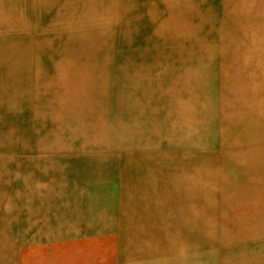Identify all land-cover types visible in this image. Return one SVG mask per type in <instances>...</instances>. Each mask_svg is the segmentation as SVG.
<instances>
[{"label": "bare ground", "instance_id": "bare-ground-1", "mask_svg": "<svg viewBox=\"0 0 264 264\" xmlns=\"http://www.w3.org/2000/svg\"><path fill=\"white\" fill-rule=\"evenodd\" d=\"M227 4L231 7L226 8ZM51 8H56L50 17L51 23L39 26L43 11ZM252 9H257L256 20L249 18ZM224 10L233 15L224 17ZM166 11L167 16L159 27L144 37L145 22L155 20L158 15L157 9L146 1L143 5L142 0H0V208L18 212L27 223L32 221L28 226H37L38 236L52 228L47 215L56 217L60 212L65 215L67 210L73 213L79 208L82 202L77 193H86L92 180L103 185L108 178L113 180L118 176L115 160L105 156V149L107 144L119 142L129 150L121 157L123 165L133 166L138 177L137 181L128 179L131 184L123 183L126 194L136 202H148L144 206L138 203L141 207L138 211L147 206L157 214L170 213L171 220L157 239L141 218L133 230L131 225L121 226L120 255L139 259L171 252L170 248L157 244L174 237L182 245L188 237L211 226L207 219L199 222L195 215L200 209L207 216L206 206H189L188 209L180 205L199 193L195 200H201L200 196L206 193L200 192L203 179L192 173L206 165L190 160L189 146L184 142L192 137L190 131L179 135L175 131L157 129V144L151 145V136L147 135L151 130H147V126L151 116L165 112L169 101L182 107L174 109L175 113L190 114L191 100L174 92L178 80L163 78L173 70L174 66H169L167 59L172 54L193 56L198 51L201 57L195 60L202 59L205 72L213 68L218 56L224 58L217 64L221 65V81L237 89L235 98L243 100L245 105L249 101L245 93L248 88L255 85V89L261 90L264 87V82L253 84L254 79L238 69L241 64L240 67L246 68L251 60L264 68V21L261 19L264 18V0H168ZM236 12L239 18L234 15ZM232 25L256 41L251 51L236 40ZM162 28H171L172 32L167 33ZM200 38L205 45L203 49L193 52L186 48L175 49L180 48L181 39L196 44ZM171 44L173 47L168 53L164 47ZM149 54L153 56L147 57ZM106 96L108 109L104 107ZM149 102L156 106L150 109ZM250 106H253L251 111L264 116V107L260 104ZM239 114L240 110L233 115ZM20 115L22 117L14 120ZM223 125L221 130L225 136L227 128L236 123ZM33 139L36 141L32 144ZM135 147L146 150L139 155L134 153ZM154 147L162 153L149 150ZM173 147L181 150L175 151L178 155L166 154ZM40 150L55 154L58 160L53 157L50 161L45 157L43 161L34 154ZM16 155L21 158L20 163L10 161ZM156 161L158 164H153ZM163 161L167 166H163ZM153 165L165 167L158 180L141 176ZM15 166L21 168L22 174L18 176L25 182L20 192L11 183ZM251 178L264 181V172L255 173ZM75 184L80 186L79 191L73 189ZM259 185L253 184L251 198L260 196H256L260 193ZM245 194L248 193L235 191L233 198L245 199ZM17 199L23 203L15 202ZM251 207L257 211V207ZM212 210L215 209L212 207ZM256 211L254 220L259 219ZM68 217L79 225V217ZM96 218L99 229L103 217ZM83 219L84 226H89L88 217ZM181 220L183 222L179 223ZM178 227L183 231L178 233ZM61 228L62 225H55L54 242L59 240ZM8 243L7 236L0 232V251L5 250Z\"/></svg>", "mask_w": 264, "mask_h": 264}, {"label": "rangeland", "instance_id": "rangeland-1", "mask_svg": "<svg viewBox=\"0 0 264 264\" xmlns=\"http://www.w3.org/2000/svg\"><path fill=\"white\" fill-rule=\"evenodd\" d=\"M145 1L154 10L157 9L158 14L155 20L145 22L144 37H147L149 33L154 32L159 27L161 20L167 16L166 5H168V0H142L143 5ZM225 7L230 8L231 4H227ZM55 10L56 8H51L48 12L43 11V16L38 25L41 27L49 25L51 23L50 17ZM228 11L223 14L224 17L227 14H232L231 11ZM143 12L146 10L143 9ZM234 15L239 18L237 12ZM187 17L191 23L189 15ZM249 18L253 20L258 18L257 9L250 11ZM261 19L264 21V18ZM162 29L163 31L166 30L167 33L172 32L171 28ZM231 31L236 40L247 51H251L257 44L256 41L252 40V37L244 36L236 25H232ZM201 40L203 38L196 40V44H192L186 42L187 39H181L178 42L180 48L176 47L175 49L181 51L186 48L192 52L199 50V48L203 49L205 45ZM172 47L171 44L164 48L169 53ZM148 51L154 52L153 50ZM194 53L193 56L174 54L168 56V65L174 67L173 70H169V73L163 76L168 81L178 80L176 85L174 84V92L178 93L180 97L183 96L191 100L189 104L190 114L175 113L174 109L182 107L172 105L169 101V106L166 107L165 112L151 116L147 126L149 127L147 130L149 129L151 132H148L147 135L151 136V145H156L157 129L168 133L175 131L179 135L181 132L185 134L190 131L192 137L184 142L189 146L188 150L192 156L190 160L202 161L206 165L192 172L197 173L198 177L203 179L201 181L203 190L200 188V192L206 193L200 196L201 200H195L199 193L194 195L188 203H180V205H185L188 209L189 206H206L207 216L200 209L195 212V215H198L199 222L207 219L211 228L206 226L207 230H201V233L188 237L182 245L174 237L169 242L157 244L170 248L171 252L163 251L153 257L139 259L129 257V255H120L118 238L121 226L131 225L133 230L134 224H138L139 218H141L144 224L150 226L148 231L153 233L157 239L160 238L158 234L165 229L166 223H170L171 220L168 217L170 213L167 214L163 211L157 214L147 206L143 207L142 211H138L137 208H141L137 206L138 203L144 206L148 202H136L134 197H129L126 194L125 187H123L125 182L131 184L132 181L138 180L137 172L133 166H124L121 159L129 150H126L123 142L113 145L107 144L105 156L115 160V171L118 176L113 180L108 178L103 185L92 180L93 182H90L91 187L85 190L86 193L78 194L76 192L82 202L78 206L84 211L78 208L73 213L67 210V213L64 212L65 215L62 212L56 214V217L47 215L50 226L52 224V228L47 234L38 236L36 234L37 226H28L32 221L27 223L22 220L23 216L20 217L18 212H8L0 208L2 228L0 232L3 231L9 240L7 248L0 251L1 264H264V217L260 218V214L264 216V181H256L251 178L255 173L264 172V116H258L254 110L251 111L253 106H250L251 104H260L261 107H264V87H261V90L255 89V85L248 88L245 93H247L249 101L245 105L243 100L235 98L237 89L230 88L221 81V65L217 66V64H220L219 62L223 61L224 58L221 59V56H218L212 65L213 68L205 72V64L201 62L202 59L195 60L201 56L198 51ZM152 56L149 54L147 57ZM216 56H213L212 59ZM210 57L205 61H209ZM238 66L240 72L248 74V77L256 80H253V84L257 85L259 82H264V68H261L255 60H251L246 68L240 67L242 64ZM193 85H195V89L192 88ZM162 103L166 104L165 102ZM151 106L155 107L156 105L149 102L148 107L150 109ZM104 107L109 108L107 96ZM169 110H172V113ZM238 110H240V114L235 117L233 114L237 113ZM20 117L22 115L16 116L14 120ZM228 122H234L236 125L227 128L224 136L221 130L222 125ZM224 127L225 125H223ZM35 141L33 139L32 144ZM75 144L77 145V143ZM138 147H135L133 151L142 155L140 153L146 149ZM73 149L74 152L77 151L75 146ZM149 150L154 153H162L158 151L157 147ZM175 151L181 150L173 147L166 154L172 155ZM34 154L43 161L46 158L51 161L53 157L58 160L55 154L45 150H40ZM175 154L178 155V153ZM20 159L16 155L10 161L16 160L17 163H20ZM157 162L153 164H158ZM163 163H165L163 166H167L166 162L163 161ZM164 169L165 167L157 168L153 165L141 176L148 175L151 176V181L153 177L158 180V176L162 175ZM4 171L7 172V168H4ZM14 172L15 175L11 177V183L14 189L20 192L25 184L24 178L18 176L22 174L21 168L15 166ZM128 179L132 181L130 182ZM75 180L80 182L77 178ZM254 183L260 184V193L256 195L260 196H255L256 199L251 198L254 196ZM5 185L10 187L8 184ZM2 189L5 190V187ZM73 189L79 191L80 186L75 184ZM194 190L196 191V189ZM235 191L248 194L243 195L245 199L238 200L233 198ZM16 201L23 203L21 199ZM254 201L256 203H253ZM240 204L242 207L239 208ZM251 206L257 207V211ZM212 207L215 209L214 211ZM255 211L259 219L254 220ZM101 215L103 224L97 229L98 219L96 217ZM68 216L75 219L79 217L77 220L79 225L70 221ZM84 216L86 219L88 217L87 221L90 222L87 227L82 222ZM32 219L34 220V218ZM258 220L259 224L257 223ZM176 221L178 222V219ZM182 222L183 220L179 223ZM55 225L58 227L62 225L57 242H54L56 238ZM243 225L247 226L243 227ZM173 231L175 232V229ZM180 231H183L182 227H178V233ZM176 247H178L177 250ZM131 249H134L133 245H131ZM49 250L50 254H48Z\"/></svg>", "mask_w": 264, "mask_h": 264}]
</instances>
